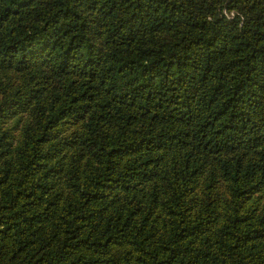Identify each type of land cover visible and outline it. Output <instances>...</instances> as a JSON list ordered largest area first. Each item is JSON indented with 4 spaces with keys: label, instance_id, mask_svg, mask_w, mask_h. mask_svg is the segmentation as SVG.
<instances>
[{
    "label": "trees",
    "instance_id": "16d2710c",
    "mask_svg": "<svg viewBox=\"0 0 264 264\" xmlns=\"http://www.w3.org/2000/svg\"><path fill=\"white\" fill-rule=\"evenodd\" d=\"M0 264H264V0H0Z\"/></svg>",
    "mask_w": 264,
    "mask_h": 264
}]
</instances>
